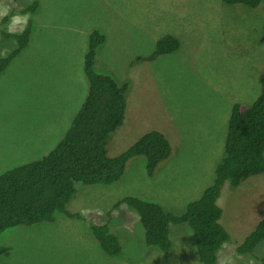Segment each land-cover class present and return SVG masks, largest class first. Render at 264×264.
<instances>
[{
	"label": "rangeland",
	"instance_id": "374dc122",
	"mask_svg": "<svg viewBox=\"0 0 264 264\" xmlns=\"http://www.w3.org/2000/svg\"><path fill=\"white\" fill-rule=\"evenodd\" d=\"M34 1L0 0V10L26 15L27 23L33 19L28 43L0 73V171L41 158L67 131L87 94L82 66L92 29L107 37L97 49L96 71L127 85L125 118L108 141V155L152 128L168 137L173 153L154 176L147 175L145 158L136 156L112 185L80 184L67 209L83 219L58 213L54 222L34 225L38 235L19 231L23 226L6 231L0 264H202L188 224L171 225L173 245L164 251L146 243L137 212L126 203L113 206L134 194L162 198L167 211L181 214L213 184L225 154L231 103L248 106L260 91L264 0L256 8L222 0H37L36 13H20ZM163 32L179 38L180 47L144 59ZM1 35L0 56L17 46ZM218 204L231 250L221 251L219 260L234 264L232 248L264 218V173L239 186L225 183ZM107 222L120 239L117 254L102 249L89 229L90 223ZM243 259L264 264V242Z\"/></svg>",
	"mask_w": 264,
	"mask_h": 264
},
{
	"label": "trees",
	"instance_id": "16d2710c",
	"mask_svg": "<svg viewBox=\"0 0 264 264\" xmlns=\"http://www.w3.org/2000/svg\"><path fill=\"white\" fill-rule=\"evenodd\" d=\"M222 1L230 5L245 1L251 8L260 3V0ZM38 5L35 0L20 13L35 12ZM14 14L12 10L0 20V34L17 41L12 51L0 56V73L10 63L12 65L15 55L28 43L33 31V19L28 20L21 32L8 31L7 26ZM106 38L95 29L88 35L82 66L87 94L64 137L42 158L0 171V245L5 244L2 237L6 231L41 221H55L58 213L83 219L79 212L67 209L69 202L79 193L80 184L115 183L122 178L130 159L136 156L145 158L146 173L154 176L159 164L173 153L168 137L151 129L120 153L108 155V141L125 118L127 85L118 83L109 74L96 71L97 49ZM155 40L154 52L144 59L176 51L181 44L179 38L170 32H163ZM258 82L260 91L250 106L242 108L235 103L231 108L224 141L225 154L215 168V183L209 185L198 199L190 201L183 213L167 211L160 203L162 198L154 200L127 194L114 203V208L126 203L139 214L148 245L168 251L173 245L171 225L186 223L194 233L202 264H224L219 263L217 257L222 245L230 239L228 230L220 222L223 209L218 199L223 183L239 186L247 178L264 173V71L259 73ZM90 228L102 249L109 254L119 253L120 240L110 230L109 222L90 223ZM263 242L264 218L236 246V252L252 254Z\"/></svg>",
	"mask_w": 264,
	"mask_h": 264
},
{
	"label": "clouds",
	"instance_id": "9594fccd",
	"mask_svg": "<svg viewBox=\"0 0 264 264\" xmlns=\"http://www.w3.org/2000/svg\"><path fill=\"white\" fill-rule=\"evenodd\" d=\"M7 13H8V9H7V8H4V9L0 10V17H3V16H5V15H7ZM27 19H28V17H27L26 15L23 16V17L20 16V15L13 16V17H12V20H11V26L9 27V31H12L13 26H15V25H17V24H20L21 22H23L24 24H26V23H27ZM258 77H259V75H258ZM258 77H257V82H258ZM258 83H259V82H258ZM258 85H259V84H258ZM259 87H260V85H259ZM257 96H258V95H257ZM255 99H256V98H255ZM255 99H254V100H255ZM254 100H253V101H254ZM253 101H252L248 106H250V105L253 103ZM235 103H239V104L241 105L242 108L248 107V106H243V104H242L240 101H236V102H234V103L232 102L231 105H230V112H229L228 118H229L230 113H231V108L233 107V105H234ZM81 105H82V104H81ZM79 108H80V107H79ZM78 110H79V109H78ZM78 110H77V111H78ZM77 111H76V112H77ZM76 112H75V114H76ZM73 117H74V116H73ZM72 119H73V118H72ZM227 121H228V119H227ZM71 122H72V121H71ZM152 129H154V128H152ZM67 130H68V129H67ZM149 130H151V129H149ZM155 130H159V129H155ZM147 131H148V130H147ZM159 131H161V130H159ZM66 132H67V131H66ZM66 132H65V133H66ZM161 132H162V131H161ZM64 135H65V134H64ZM64 135H63V137H64ZM63 137H62V138H63ZM62 138H61V139H62ZM61 139H60V140H61ZM60 140H59V141H60ZM59 141H58V142H59ZM56 145H57V144H56ZM56 145H55V146H56ZM50 150H51V149H50ZM50 150H49V151H50ZM49 151H48V152H49ZM48 152H47V153H48ZM47 153H46V154H47ZM46 154H45V155H46ZM43 156H44V155H43ZM43 156H42V157H43ZM42 157H41V158H42ZM34 160H35V159H34ZM29 161H30V160H29ZM26 162H27V161H26ZM22 163H24V162H22ZM118 181H119V180H118ZM109 185H110V184H109ZM69 203H70V202H69ZM62 214H63V213H62ZM80 214H81V213H80ZM64 215H65V214H64ZM65 216L68 217L67 215H65ZM68 218H71V217H68ZM72 219H74V218H72ZM41 222H42V221H41ZM41 222H38V223H36V224H32V225H24L23 228L19 229V231H22L23 233H31L32 229H34V230H35L34 232L36 233V235H38V230H37V228H36L37 226H34V225H37V224H39V223H41ZM43 222H54V221H43ZM110 230L112 231L111 228H110ZM112 232H113V231H112ZM12 233H13V232H12ZM113 233H114V232H113ZM197 257H198V254H197ZM217 257H218V254H217ZM195 259H196V255H195ZM198 259H199V257H198ZM196 260H197V259H196ZM199 261H200V259H199ZM200 262H201V261H200ZM218 262H219V260H218ZM219 263H220V262H219Z\"/></svg>",
	"mask_w": 264,
	"mask_h": 264
},
{
	"label": "crops",
	"instance_id": "0c3cea01",
	"mask_svg": "<svg viewBox=\"0 0 264 264\" xmlns=\"http://www.w3.org/2000/svg\"><path fill=\"white\" fill-rule=\"evenodd\" d=\"M110 185H112V184H110ZM134 213V212H133ZM138 217V216H137ZM171 229H172V226H171ZM119 238V237H118ZM120 240V239H119ZM235 246V245H234ZM233 249V251L236 253V255H234V257H233V261H234V264H249L248 262H247V260H245V259H243L244 257H247L249 254H238L237 252H236V249H234V248H232ZM225 250L227 251V253L228 254H231L230 253V247L227 245V243H224L223 245H222V247L220 248V250L218 251V260H219V258H220V253H221V251H224L225 252ZM219 262L220 263H224V264H229V260L227 259V258H225V259H222L221 261L219 260Z\"/></svg>",
	"mask_w": 264,
	"mask_h": 264
},
{
	"label": "bare ground",
	"instance_id": "6f19581e",
	"mask_svg": "<svg viewBox=\"0 0 264 264\" xmlns=\"http://www.w3.org/2000/svg\"><path fill=\"white\" fill-rule=\"evenodd\" d=\"M240 2V1H239ZM243 2V1H242ZM243 4H245L246 5V2L244 1V3ZM243 6V5H242ZM247 6V5H246ZM145 7V6H144ZM254 7V6H253ZM257 7V6H256ZM255 7V8H256ZM250 12H253V11H251L250 10ZM36 13V12H35ZM254 13H255V11H254ZM35 15V14H34ZM253 15V14H252ZM260 16V15H259ZM34 18V17H33ZM10 25V24H9ZM9 27V26H8ZM184 29V28H183ZM141 33H142V31H141ZM2 36V35H1ZM164 36V35H163ZM9 38V37H8ZM15 41V40H14ZM242 43V42H241ZM2 51V50H1ZM12 51V50H11ZM3 53H4V51H3ZM5 54V53H4ZM185 77V76H184ZM184 79V78H183ZM198 81V80H197ZM200 82V81H199ZM202 83V82H201ZM199 84V83H198ZM201 85V84H200ZM166 138V137H165ZM167 139V138H166ZM226 181V180H225ZM215 183V182H214ZM227 183V182H226ZM223 184H225V183H223ZM5 245V244H4ZM3 246V245H2ZM4 248V247H3ZM240 255V254H239Z\"/></svg>",
	"mask_w": 264,
	"mask_h": 264
}]
</instances>
